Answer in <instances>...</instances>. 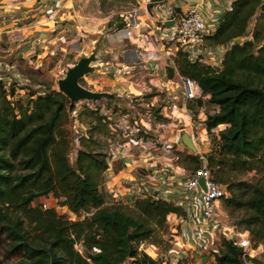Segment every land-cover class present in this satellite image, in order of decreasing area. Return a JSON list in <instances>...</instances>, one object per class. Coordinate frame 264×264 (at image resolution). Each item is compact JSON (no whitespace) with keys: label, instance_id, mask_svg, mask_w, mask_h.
Here are the masks:
<instances>
[{"label":"trees","instance_id":"obj_1","mask_svg":"<svg viewBox=\"0 0 264 264\" xmlns=\"http://www.w3.org/2000/svg\"><path fill=\"white\" fill-rule=\"evenodd\" d=\"M230 7L208 39L214 47H228L221 69L190 61L181 52L175 66L202 91L195 104L202 107L205 100L217 109L206 116L207 130L226 126L214 144L218 159L214 163L206 157L207 165L215 181L229 190L224 207L246 213L239 228L249 232L256 247L264 245V186L230 185L222 173L226 165L251 171L264 155V0H234ZM257 15L252 39L236 44L248 35L249 23ZM8 95L0 80V232L8 253L20 254L23 264H121L128 257L135 258L133 264H159L140 255L135 243L150 240L165 226L167 215L182 211L170 201L150 198L136 201L131 209L106 206L98 190V178L107 168L103 156L79 139L74 163L67 157L64 126L74 105L57 91L26 103L10 102ZM192 161L194 170L200 164L194 156ZM47 196L62 199L71 214L86 216L70 222L53 209L31 207L35 199ZM77 243L84 255L75 251ZM222 246L214 255L215 264H243L241 249L229 242Z\"/></svg>","mask_w":264,"mask_h":264},{"label":"built area","instance_id":"obj_2","mask_svg":"<svg viewBox=\"0 0 264 264\" xmlns=\"http://www.w3.org/2000/svg\"><path fill=\"white\" fill-rule=\"evenodd\" d=\"M136 1H139V9L144 6L148 17H154V23L158 25L154 32L145 31L143 27L149 24H140L136 12L124 19L123 35L133 46L134 61L118 71L129 77L138 74H133L137 67L141 69L143 64L149 66L148 70L144 69L151 72L150 79L147 82L139 80L134 86H138L142 81L140 92H148L151 89L157 92L152 98L156 104L152 105V108L157 112L154 114L152 111H135L132 101H128L125 102V111L115 113L108 109L105 101H101L107 99L91 100L95 104L92 110L101 112L102 122L108 129L105 136L107 168L104 175L117 161L124 162L131 157L134 158L133 163L136 166L144 160L148 165V172L133 184V204L129 202V205L127 201L125 203L132 208L136 201L150 198L167 200L178 207L182 212L166 216V224L175 229V233L170 235L173 238L171 244L178 246L180 250L185 249V252L192 251L194 255H198L215 242L220 241L222 248V242H229L233 247L242 250L243 264H264V245L253 247L249 232L230 224L219 212L220 206L230 197V193L226 185L215 181L207 159L203 156L211 148L210 135H218L219 130L215 128L208 131L206 118L198 121L192 118L190 105L202 97V91L196 81L181 77L175 66V59L181 52L186 54L190 61L201 62L215 71L221 69L223 58L215 61L212 50L205 49L206 54L203 55L202 49L215 34L219 17L224 12L231 11L230 4L234 0H226L223 10L218 12L217 16L214 15V10L212 15L209 14L212 5L204 8L203 0L201 5L189 3L188 0H169L166 4H154L152 0ZM179 2L186 6L179 7ZM67 3L68 0H11V8L7 13L15 15L19 12L20 18L30 17L31 22L21 24L20 27L16 25L19 29L11 31V37L5 43L0 42V53L6 57L19 54V58L25 60L32 70H39L46 57L55 58L60 54L51 71L54 74L53 85L47 90L40 84L36 85L40 91L29 94L28 100H35L38 95L56 91L58 81L63 79L68 68L73 66L64 64L63 56L74 53L79 48L80 38L84 37L85 33L73 26L77 16L79 18V10L68 7ZM213 3L211 1V4ZM151 5L153 11L149 12L147 9ZM4 11L0 6V12L4 14ZM168 22L172 23L170 27L166 26ZM31 31L32 36L27 35ZM150 55L153 61L147 63L145 59ZM203 58H206L208 63L203 61ZM169 70L178 77L179 82H174V78H166ZM160 73L166 78L165 82L158 79ZM13 76L17 78L14 82L19 85V76ZM0 80L9 94L8 100L18 102L15 85L11 87L14 90L13 95L7 89L12 80H3L2 75ZM72 115L76 118L77 111L73 110ZM87 130L90 131L91 128ZM183 132L191 137L197 150L192 155L200 165L194 170H189L182 163L184 151H189L181 143L180 135ZM139 166L140 164L136 168ZM106 176L108 177L107 174ZM200 180H203V187L199 183ZM129 185L130 182L123 186ZM114 198L115 202H118V196L115 195ZM178 199L183 200L180 205L174 202ZM40 208L51 209L47 204H41ZM135 245L140 255H145L159 264H168L159 253L158 247L150 240H142ZM77 246L81 248L80 243L74 245L75 248ZM93 252L99 251L93 249ZM185 252L178 251V255L184 259L181 255ZM134 261L135 258L128 257L121 264H133Z\"/></svg>","mask_w":264,"mask_h":264},{"label":"rangeland","instance_id":"obj_3","mask_svg":"<svg viewBox=\"0 0 264 264\" xmlns=\"http://www.w3.org/2000/svg\"><path fill=\"white\" fill-rule=\"evenodd\" d=\"M165 1L166 3L168 2V0ZM212 2H215V0H212ZM67 6L73 7L75 10H79V18L77 16L76 22H73L72 24L74 27H77V29L83 31L85 35L84 37L80 38L79 48L76 49L74 53L63 56L64 64L69 63L75 65L80 58L89 57L91 53L95 54L98 59L96 61L97 63L94 64L95 71L79 80V84L83 88L93 92H108L112 94V98L101 101H105L104 103L108 109L110 111H114L115 113L125 111L127 109L125 102L132 101L135 111L139 110L142 113L152 111L155 114L157 111L152 108V105L156 104L153 102L152 98L157 94V92L154 89H151L148 92H138L132 89L124 90L123 88H125V84L127 83L126 81L128 79L125 75H122V72L119 73L118 71L121 70L120 68H123L125 65H131L134 61L132 56L133 46L123 35L125 24L124 19L136 12L137 17L143 16L141 18V22L143 24H149L150 18L144 11L145 7L143 6V8L139 9L136 0H68ZM147 10H149V12L153 11V6H148ZM257 19L258 15L250 21L247 29L248 35L241 39V42L244 39H252V34L254 33ZM154 25L158 24L154 23ZM261 46H264V42L261 43ZM227 48V46L214 47L210 41H207L206 46L203 47L202 51L204 55L206 54V50H212L215 61H219L223 58ZM59 56L60 54H58L55 58L46 57L42 63V67L39 70L30 69L26 64V61L20 59L16 54L10 57L12 83L7 89L11 92V87L15 85V90L18 93L16 99L22 103L28 102L29 94L40 91L36 88V85L40 84L43 86V89H49L54 82V74L51 71L56 64L57 59L60 58ZM10 58H7L6 60ZM145 61H147V63L148 61H153V57L150 55L145 59ZM203 61L208 63L206 58H203ZM144 68L148 70L149 66L143 64L141 69L137 67L134 70L133 74H136V72L138 73L136 74V77L131 79L134 81V84L136 82L138 83L139 80L147 82L150 79L149 74H151V72L146 71ZM4 74L5 73H3V76ZM13 74L19 76L18 79L21 81L19 85L14 82L17 78L13 76ZM167 77L174 78V82H179L178 77L174 76L171 70L166 73V78ZM166 78L162 73L159 74L158 79L160 81L165 82ZM55 90L58 92L57 88ZM126 97H128V99ZM16 99L14 100L17 101ZM92 102L93 101H80L74 104L73 110L77 111V117L74 118L72 115L73 111H71L69 113L68 122L64 126L69 139L67 157L71 164L74 163L77 151L79 150V147H81L79 146V139H85L87 141L86 144L88 146V150L103 156L105 159V136L108 133V129L106 124L102 122L101 112L92 110V107L95 105ZM202 103L203 113L206 116L214 113V106L205 100H203ZM198 111L199 110L197 109L195 103H192L190 105V113L195 121H198ZM92 122L95 123L91 124ZM89 126L92 127L91 132L87 130ZM220 129L222 130L223 127ZM217 138L218 135L215 133L210 135L209 142L212 148L203 154V156L207 157V159L211 156L214 163H216L215 161L218 159L216 154H213L215 153L214 144ZM182 157L183 165H185L189 170L192 169V167L195 165V161H192V152L190 150H185ZM138 164H140V166L136 168ZM138 164L133 166L132 169L137 171L135 172L136 175H138L136 180L133 181L129 187L125 186L127 189L130 188L132 193L135 191L133 184L148 172V165L144 160L140 161ZM132 165L133 164H130V167ZM214 170H217V167H215ZM104 172H102L98 178V190L104 196L106 203L105 205H121L124 208L126 207V209H131L129 207L130 204H124L125 201L115 202L114 196L118 195V191L116 190L117 188L114 184H112L111 192L106 190V183L108 181L110 182V176L107 177L106 174L104 175ZM222 174L228 176L230 185L234 183H246L247 185L264 186V155L262 156L261 160L257 162L256 167L251 171H241L240 169L234 170L233 167L231 168L226 165ZM121 184L122 186L124 185L122 182ZM119 185L120 182L117 183L118 187ZM50 198L52 197L37 198L31 202V207L36 208L41 207V204H47V206L54 210L57 217H61L70 222L81 220L86 216L85 213H82L80 216L71 214L65 206H62V199L55 200ZM174 202L180 205L183 200L178 199ZM183 207H185V204ZM219 212L221 215L226 217L230 224L236 225L237 227L243 226L240 225V223L246 215L244 211L231 210L224 207V205H221ZM171 226L172 225L165 223L164 227L155 230L153 236L150 239V242L158 247L159 253L167 260L168 264H215L214 255L222 251L220 241L210 245L200 254L194 255V252H185V249L180 250L178 246L170 243V241H173V238L170 235H172V232L175 233L174 227ZM185 248H189V246H185ZM75 251H79V254L84 255L83 249L79 246L75 248ZM178 251L185 252L183 255H181L184 257V259L178 255ZM0 264H23L22 256L20 254L11 255L8 253L7 240L1 232Z\"/></svg>","mask_w":264,"mask_h":264},{"label":"crops","instance_id":"obj_4","mask_svg":"<svg viewBox=\"0 0 264 264\" xmlns=\"http://www.w3.org/2000/svg\"><path fill=\"white\" fill-rule=\"evenodd\" d=\"M211 1L212 0H203V3H205L204 8L210 7L212 5V9L209 10L210 11L209 14L212 15V11L214 10L215 11L214 15L217 16L216 14H218V12L223 10V8H224L223 5L225 4L226 0H216L213 4H211ZM137 2H139V1H137ZM168 2H169V0H168ZM165 4H166V1H165ZM177 5L179 7L186 6V4H183L182 2L177 3ZM0 6H2L5 10L4 14H3V12H0V42L5 43L11 37V31L19 29L17 26L20 27L21 24H29V22H31V18L30 17L27 19L24 17L20 18L19 12L15 15H13V14L11 15L10 12L7 13L11 8V0H0ZM140 8H143V7L140 6ZM142 17L143 16H138L140 24L144 25L145 23L143 24L141 22ZM153 19H154V17H152V19H150V23L147 27H143V29L145 31L154 32L156 30V25H154ZM146 25H147V23H146ZM32 34H33V31L28 32L27 35L32 36ZM30 39H32V37H30ZM29 42H30V40H29ZM19 56L20 55L18 54V57ZM7 58H10V57H6L0 53V75H2V78L5 81L7 80V78H9L11 80V58L6 60ZM91 67H93V66H91ZM3 73H5L4 76H3ZM133 77H136V75H132V76L127 77L128 80L126 81L127 83L125 84V88H123V89L124 90H131L132 89V90L140 92L142 90V87H143L142 81H141V84H139L138 86H134V81L131 80ZM106 93H108V92H106ZM195 105H196L197 109L199 110L197 113L198 114L197 118L198 119H205L206 115L203 113V109H202L203 106L199 107L197 103ZM216 110L217 109L214 108V112ZM94 123L95 122H92L91 124H94ZM222 127L224 129L226 126L221 125V126H218L217 129L219 128L218 130L221 131L220 128H222ZM89 128H92V127L89 126ZM167 132H169V131H167ZM132 159H134V158L130 157L129 159H126L124 162L117 161L110 167V170L106 172V174L108 176H110L109 177L110 182L108 181L106 183V190L109 192L112 191L111 187H112V184H114L115 187L117 188L116 190L118 191V195H117V196H119L118 201H122V202L127 201L128 204H129V202L131 204H133L132 194H135V193H132L130 188L127 189V188H125V186L123 187L121 182L123 184L130 182V185H131L132 182L135 181L137 176H138L135 173L137 171L132 170L133 166H135ZM130 164H133V165L130 167ZM118 182H120L119 187L117 186Z\"/></svg>","mask_w":264,"mask_h":264},{"label":"water","instance_id":"obj_5","mask_svg":"<svg viewBox=\"0 0 264 264\" xmlns=\"http://www.w3.org/2000/svg\"><path fill=\"white\" fill-rule=\"evenodd\" d=\"M189 3L201 5L202 0H188ZM172 25L171 22L166 24L167 27ZM241 40H237L236 44H240ZM97 57L91 53L89 57L80 58L75 65L68 68L66 76L59 80L57 83L58 92L62 93L70 102V105H74L80 101H91L110 99L112 94L106 92H93L83 88L79 84V80L83 79L86 75L92 74L95 71V64ZM93 66V67H91ZM181 143L184 147L189 149L192 153H196V147L194 146L191 137L183 132L180 135ZM201 187H203V180L199 181Z\"/></svg>","mask_w":264,"mask_h":264}]
</instances>
